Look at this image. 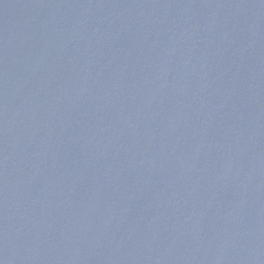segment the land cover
I'll return each instance as SVG.
<instances>
[{"label":"water","instance_id":"1","mask_svg":"<svg viewBox=\"0 0 264 264\" xmlns=\"http://www.w3.org/2000/svg\"><path fill=\"white\" fill-rule=\"evenodd\" d=\"M0 264H264V0H0Z\"/></svg>","mask_w":264,"mask_h":264}]
</instances>
